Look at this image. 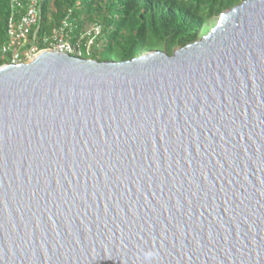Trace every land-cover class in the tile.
<instances>
[{"label":"water","instance_id":"1","mask_svg":"<svg viewBox=\"0 0 264 264\" xmlns=\"http://www.w3.org/2000/svg\"><path fill=\"white\" fill-rule=\"evenodd\" d=\"M0 264H264V0L172 55L1 65Z\"/></svg>","mask_w":264,"mask_h":264},{"label":"trees","instance_id":"2","mask_svg":"<svg viewBox=\"0 0 264 264\" xmlns=\"http://www.w3.org/2000/svg\"><path fill=\"white\" fill-rule=\"evenodd\" d=\"M10 1L0 0L1 46L8 39L7 21ZM26 2L27 0H21ZM245 0H40L39 33L49 35L69 18L73 22L72 43L87 28L100 26L90 48L83 38L82 58L99 61H124L146 52L163 50L172 55L176 49L209 32L220 15ZM49 45L39 42V48Z\"/></svg>","mask_w":264,"mask_h":264},{"label":"built area","instance_id":"3","mask_svg":"<svg viewBox=\"0 0 264 264\" xmlns=\"http://www.w3.org/2000/svg\"><path fill=\"white\" fill-rule=\"evenodd\" d=\"M10 16L7 21V41L3 43L2 56L11 60L9 63L16 64L23 62L22 57L30 58L37 56L44 50H57L73 56L81 57L83 38L87 40V48L93 42L96 35L100 33V26L94 25L87 28L83 35L72 43L70 33L73 29V22L65 18L58 27H55L51 34L41 35L39 33L41 9L40 0L10 1ZM49 46L39 48V42ZM23 46H27L23 49Z\"/></svg>","mask_w":264,"mask_h":264},{"label":"rangeland","instance_id":"4","mask_svg":"<svg viewBox=\"0 0 264 264\" xmlns=\"http://www.w3.org/2000/svg\"><path fill=\"white\" fill-rule=\"evenodd\" d=\"M26 48H27V46H23V49H22V50L24 51V49H26ZM41 49H42V48H41ZM2 58H3V56H2ZM21 59H22L23 62H26V61H29V60H30V58H25V57H22ZM10 61H11V60H6V61L3 62V64H5V63H9ZM3 64H1V65H3ZM1 65H0V66H1Z\"/></svg>","mask_w":264,"mask_h":264},{"label":"bare ground","instance_id":"5","mask_svg":"<svg viewBox=\"0 0 264 264\" xmlns=\"http://www.w3.org/2000/svg\"><path fill=\"white\" fill-rule=\"evenodd\" d=\"M34 58V57H33Z\"/></svg>","mask_w":264,"mask_h":264},{"label":"flooded vegetation","instance_id":"6","mask_svg":"<svg viewBox=\"0 0 264 264\" xmlns=\"http://www.w3.org/2000/svg\"><path fill=\"white\" fill-rule=\"evenodd\" d=\"M6 64V63H5Z\"/></svg>","mask_w":264,"mask_h":264}]
</instances>
